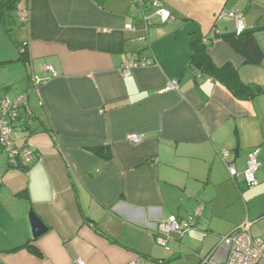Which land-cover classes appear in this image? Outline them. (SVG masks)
<instances>
[{
	"label": "crops",
	"instance_id": "obj_1",
	"mask_svg": "<svg viewBox=\"0 0 264 264\" xmlns=\"http://www.w3.org/2000/svg\"><path fill=\"white\" fill-rule=\"evenodd\" d=\"M146 1L172 20L158 23L134 0H22L10 35L0 22V101L27 96L14 143L32 152L11 168L0 150V264H199L239 225L264 239V29L255 33L260 65L217 38L236 31L220 13L264 27V0ZM198 40H212L217 70L260 92L237 98L190 62ZM133 54L152 65L124 77ZM30 212L47 227L36 239ZM169 216L192 217L194 227L163 248L151 226Z\"/></svg>",
	"mask_w": 264,
	"mask_h": 264
},
{
	"label": "built area",
	"instance_id": "obj_2",
	"mask_svg": "<svg viewBox=\"0 0 264 264\" xmlns=\"http://www.w3.org/2000/svg\"><path fill=\"white\" fill-rule=\"evenodd\" d=\"M134 2L141 11L148 6L153 7L154 16L158 23L162 25L172 20L171 14L161 6L159 1L134 0ZM226 16L234 20L237 33H240L244 29L241 15L236 13H220L217 19L220 20ZM151 65L152 62L149 59H140L136 54H133L130 59L123 61L121 74L124 77H129L132 69ZM176 89V81L168 83L167 90ZM26 101V95H20L15 99L5 98L0 101V150L7 155L8 166L11 168L27 165L32 159V152L28 148H18L14 143V125L18 120V111L22 106L26 105ZM129 140L133 144H139L142 139L139 135H130ZM257 154L258 151L256 149L249 154L246 168L242 174L248 187H254L257 184L255 180L259 167ZM225 167L230 178L234 179L237 176L234 167L228 163H225ZM199 215V209H197L194 216ZM151 227L158 233L156 237L158 245L166 248L170 234H176L181 238L193 229L194 222L192 217L187 220H179L175 216H169L165 222L159 225L154 224ZM75 264L86 263L78 260ZM199 264H264V239L252 238L248 225H239L230 234L220 237L213 249L200 259Z\"/></svg>",
	"mask_w": 264,
	"mask_h": 264
},
{
	"label": "trees",
	"instance_id": "obj_3",
	"mask_svg": "<svg viewBox=\"0 0 264 264\" xmlns=\"http://www.w3.org/2000/svg\"><path fill=\"white\" fill-rule=\"evenodd\" d=\"M21 1L22 0H0V22L5 29L8 24L14 22V13L17 5ZM262 29H264V27L243 29L240 33L235 31L217 38L223 40L238 55L243 57L246 63L260 65L263 60V53L255 40V33ZM6 32L10 35V30L6 29ZM211 41L212 40H209L207 44L202 43L201 40L192 42L190 62L209 75H215V77L221 80L237 98H241L242 93L246 95L247 98L258 94L260 88L256 87L252 89L250 86L240 83L234 70L225 69L222 72V70L219 71L213 66L207 56V46ZM14 44L17 46L16 42H14Z\"/></svg>",
	"mask_w": 264,
	"mask_h": 264
},
{
	"label": "water",
	"instance_id": "obj_4",
	"mask_svg": "<svg viewBox=\"0 0 264 264\" xmlns=\"http://www.w3.org/2000/svg\"><path fill=\"white\" fill-rule=\"evenodd\" d=\"M29 219L31 223V232L33 239H36L47 232V227L37 218L34 213H29Z\"/></svg>",
	"mask_w": 264,
	"mask_h": 264
},
{
	"label": "rangeland",
	"instance_id": "obj_5",
	"mask_svg": "<svg viewBox=\"0 0 264 264\" xmlns=\"http://www.w3.org/2000/svg\"><path fill=\"white\" fill-rule=\"evenodd\" d=\"M10 29L12 30L11 34H12L13 40L19 41V37L17 36V32L14 31L13 27H11ZM261 31H263V30L258 31L257 33H260Z\"/></svg>",
	"mask_w": 264,
	"mask_h": 264
}]
</instances>
